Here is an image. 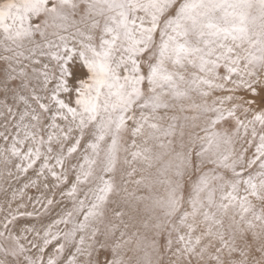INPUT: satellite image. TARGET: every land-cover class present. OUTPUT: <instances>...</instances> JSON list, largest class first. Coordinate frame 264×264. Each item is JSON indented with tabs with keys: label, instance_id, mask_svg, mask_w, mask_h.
I'll list each match as a JSON object with an SVG mask.
<instances>
[{
	"label": "snow or ice",
	"instance_id": "6c2138e0",
	"mask_svg": "<svg viewBox=\"0 0 264 264\" xmlns=\"http://www.w3.org/2000/svg\"><path fill=\"white\" fill-rule=\"evenodd\" d=\"M0 264H264V0H0Z\"/></svg>",
	"mask_w": 264,
	"mask_h": 264
}]
</instances>
